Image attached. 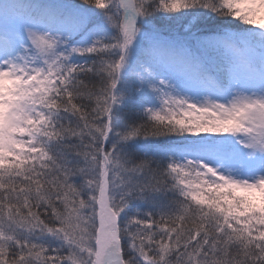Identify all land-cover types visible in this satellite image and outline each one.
<instances>
[{
  "label": "snow or ice",
  "instance_id": "snow-or-ice-1",
  "mask_svg": "<svg viewBox=\"0 0 264 264\" xmlns=\"http://www.w3.org/2000/svg\"><path fill=\"white\" fill-rule=\"evenodd\" d=\"M0 264H264V0H0Z\"/></svg>",
  "mask_w": 264,
  "mask_h": 264
}]
</instances>
